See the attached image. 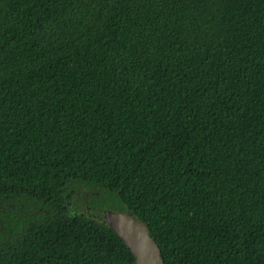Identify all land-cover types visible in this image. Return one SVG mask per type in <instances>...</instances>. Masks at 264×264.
<instances>
[{
	"label": "trees",
	"instance_id": "16d2710c",
	"mask_svg": "<svg viewBox=\"0 0 264 264\" xmlns=\"http://www.w3.org/2000/svg\"><path fill=\"white\" fill-rule=\"evenodd\" d=\"M106 203L264 264V0H0V264H136Z\"/></svg>",
	"mask_w": 264,
	"mask_h": 264
},
{
	"label": "water",
	"instance_id": "95a60500",
	"mask_svg": "<svg viewBox=\"0 0 264 264\" xmlns=\"http://www.w3.org/2000/svg\"><path fill=\"white\" fill-rule=\"evenodd\" d=\"M103 219L131 249L136 264H165L161 249L145 221L133 217L128 211L113 210H104Z\"/></svg>",
	"mask_w": 264,
	"mask_h": 264
},
{
	"label": "rangeland",
	"instance_id": "374dc122",
	"mask_svg": "<svg viewBox=\"0 0 264 264\" xmlns=\"http://www.w3.org/2000/svg\"><path fill=\"white\" fill-rule=\"evenodd\" d=\"M78 191H76V194L74 195V197L71 199L72 202V211L73 212H85L88 213L89 211H91V209H89V196L91 195V193H93L92 191H88L86 190L83 186H78ZM91 192V193H90ZM102 210H113V211H118V207L116 206H111L110 204L106 203V206L102 208ZM100 218V216H98Z\"/></svg>",
	"mask_w": 264,
	"mask_h": 264
}]
</instances>
